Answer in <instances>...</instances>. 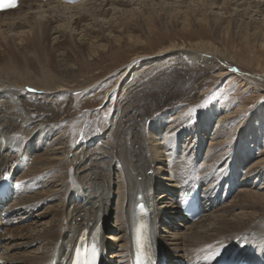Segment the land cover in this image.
I'll use <instances>...</instances> for the list:
<instances>
[{
	"label": "bare ground",
	"instance_id": "1",
	"mask_svg": "<svg viewBox=\"0 0 264 264\" xmlns=\"http://www.w3.org/2000/svg\"><path fill=\"white\" fill-rule=\"evenodd\" d=\"M90 1L88 0L70 6L61 4V2L48 1L42 3L38 0H22L16 9L0 12V16H3L23 9L22 12L24 15L9 23L8 29L11 31L17 30L18 33H20L19 30H22L21 33L25 34L27 33L25 32V28L28 27L31 31V35L25 34L26 36L22 35L20 37L22 45H17V56L13 55L9 49L6 50L5 47V49L3 48V51L0 53V61L3 60L5 63L4 66L0 65V75L10 74L9 72L13 71L20 77L22 76V72L27 74L29 70H33L35 73H42L41 82L44 84L41 88L42 90H56L59 87L61 90L64 86L69 85L60 83V81L65 77H74L78 64L76 57L80 56V52L88 56H95L98 51L106 49L110 45H118L124 39L129 42H138L141 40L140 33L144 32V30L148 32L156 26L154 14L150 11L148 16L140 20L138 26L137 20H130L131 18L127 16L126 20L121 21V32L113 37H111L112 35L105 36L100 31L89 30L88 27H83L85 29V35L90 39L80 43V52L77 53L71 47L70 40L64 33L61 36H56L58 29L51 27V24L55 21L58 22L59 19L54 18V14L52 16L53 12L43 7L48 8L51 4H56L57 11L60 10V6L72 10L86 5H92L94 1ZM164 1L170 0H101L98 6L93 4V9L89 10V8L88 11H90L89 15L98 17L110 12L105 8L108 4L112 6L114 12L117 8H120L124 12L126 7H130L133 4H160ZM171 1L186 3L188 0ZM190 1L199 6L197 13L192 14V12L186 11L181 15H170L171 23L180 25L182 29L186 28L188 30L193 26L202 27L204 25L209 32L217 36H223L224 39L237 34L239 38L247 42L252 48L254 46L264 48V0ZM51 10L55 11L56 9L52 7ZM252 11H257L256 14L260 13L262 20L258 21L254 17L256 14H251ZM44 12H49L51 18L44 16ZM62 14L64 15V13ZM39 15L44 20L39 18ZM89 15L79 12L76 17L73 16L74 20H72L73 25L76 26L75 28L80 29L83 21L87 22L89 19ZM59 27H61L60 24ZM111 31H115V29ZM52 33L55 34L54 37H51ZM5 42L9 45L7 39H5ZM212 50L202 52L191 42L188 45L184 42L179 43L173 41L166 48L160 50V52H177L178 58L187 60V62L189 60L194 62L203 58L204 61L210 64L208 66L210 68H215L219 63L224 65L223 60L225 58H222L221 54L219 55ZM18 54L20 55L19 59L21 62L18 61ZM19 65L24 66L23 69L21 67L18 69ZM132 65L130 64L129 67ZM224 73H226V70H223L220 75ZM18 76H16V81L20 83ZM262 78L264 79V75ZM247 80L249 81L251 79L247 78ZM43 92L46 97L50 95L48 91ZM21 94V92H18L9 84L0 81V96L8 99L13 98L17 101L16 104H12L7 100V103L4 102L5 104L0 105V174L11 173L19 162L23 164L27 160H30L28 162V165H30L26 173L20 174L18 179L25 184L27 193L30 192V187H45V192L41 194L46 193V195H21L10 204V208L16 212L18 220H22L26 219L30 214L35 216L36 208L51 202L54 205L49 208V213L53 214V219L44 225L42 223L41 229L39 228L37 230V227H33L34 229L31 233H23V230H18V228H5V234L1 235V264H66L71 253L81 240L88 243L97 242L101 244L103 250L110 253V260H107L108 264H127V260L132 252V240L136 234L138 221L136 205L139 201L147 202V205H150L149 207L154 210L155 215L152 221V233L157 238L158 244L165 248L166 255L171 262L183 258V250L186 251V256H190L193 261L194 259H202L204 261L206 256L207 260H215L220 251L233 247L238 241L243 240L250 244V249L246 247L245 252L247 255L250 254L252 256L254 264H264V192L248 191L245 195H236L238 200L231 207L226 206L214 211H212L211 205L216 206L217 201L214 202L216 199L213 202L211 200L206 201V209H211L198 221L184 225L177 222L178 219L183 222L184 218L180 210L174 207L175 204L172 199V192H175L177 185L175 182L177 181L176 177L182 174L180 178V182H182L184 175H187L189 169L193 166L192 164L188 166L183 164V168H178L177 166L179 165H176L169 170L167 160L162 158L168 149L176 145L175 139L181 133H184V131L188 132L187 135L193 133L192 128L181 126L180 120L177 119L181 111L177 107H172L167 110L164 106L162 107L160 104H156L157 101L153 99L154 97H144L134 100L132 99L133 94L126 95L127 100L125 105L123 104L124 106L122 107L121 115L117 123L113 142V160L115 157L121 160L122 167L120 169V165L114 164L112 161L108 167L109 170L113 168L119 171L118 176H123L122 188L124 190L123 192L119 191L120 194L118 197L120 198V203L118 204V206L120 205L119 216L117 214L118 227L111 229L114 231V236H107L108 234L106 235V233L110 228L108 219L110 215L112 216L110 204L112 198L117 195L112 190V182L114 181H110L111 179L104 180L102 175L97 172L94 178L90 179V183H78L81 187L80 190L76 186L77 181L75 178L80 179V173L77 170L75 171L76 177L69 181L65 175L67 171L64 172L66 158L65 156L63 157L68 145V142H64L67 131H57L60 136L56 138L57 140L53 144L48 145V143H44V139H42L44 137L42 135L39 137L41 138L40 141H34V138L38 137L35 132V127L37 126L35 123L40 121L43 115L48 116L47 119L49 121L54 120L57 122L60 120L59 117L56 120L53 118L56 117L55 111L59 110L60 106L64 103L62 101L58 103L54 102V104L47 102L49 103L47 106L38 105V108H36L37 113L26 112V106H31V104L27 103L28 101L26 99L21 98ZM160 103L162 104V101ZM21 106L24 110H21ZM46 107L48 110L50 109L49 112H47L48 110L45 111ZM157 108L160 111L162 110L157 115V121H166L169 119V122L172 123L171 128L177 129L171 135V137L175 136L173 141H164L161 145L150 146L146 144L144 126L149 119L148 117H151ZM69 110L67 112L71 111ZM171 114L175 116L172 118ZM65 115H62L61 119L65 118ZM236 116L238 115L230 114L226 110L221 112L217 118L228 124L232 123V119ZM49 121L41 123V130L44 127L51 128L50 126L52 124L49 125L51 123ZM58 122L62 123V120ZM203 125H205V128H209L208 123ZM156 128L152 124L150 129L154 130ZM157 130L160 131L161 127H158ZM177 132H179L178 135H176ZM194 133L195 139L197 141L200 139L199 142L202 143L204 141L202 139L204 137L202 131L199 132V130L194 129ZM252 135V139L245 140L241 145L236 143L228 152L223 151L225 150L223 148V142L226 136H217L214 134L211 137V145L215 144L211 147V150L222 152L221 155H225L230 163L228 162L229 165L225 169L223 183L219 184L217 177H215L211 180V184L207 185V187H210H205L209 196L215 192L220 197L225 196L238 181L240 174L237 168H241L242 165L237 163L233 155L236 151L242 152L244 153L243 156L248 159L249 155H246V153H250L252 149L256 151L258 146L261 147L262 142H259V144L256 143L263 136L260 133L258 135L252 133ZM54 146L56 147L54 148ZM261 148L263 149L262 153L255 161L253 160L251 166L243 173L246 179H253L254 181L264 180V146ZM51 149L53 152L48 155ZM190 149L192 150V148ZM200 149L201 147L196 146V150H193L192 156L194 157L198 154ZM151 153H159V156H150ZM34 154L35 156L33 157ZM75 162H73V165L77 169L78 164ZM34 164L35 167H32ZM216 167H218V164L215 162L204 167L206 173H209L206 175L210 177L212 170ZM51 168H53L54 172H51ZM149 171L152 173L149 174ZM52 175L57 179L54 182H47L46 179ZM82 191L88 192V195L93 197L94 200H91L89 203L91 204L90 207H86L88 202L86 204L78 202L80 192ZM69 197L73 198L68 200ZM67 200L71 201L72 205ZM96 201L100 202V207H96ZM234 206H238L241 210L228 212ZM178 223H180L179 227L182 226L184 228V231L181 233L177 230ZM174 224H177L175 225L176 228ZM0 225H4L2 219H0ZM3 227L6 226L4 225ZM110 239L117 242L114 244L115 251H112L113 242H110ZM257 242L258 245H256ZM38 243L40 246L36 250L29 251L26 254H24V251L23 253L20 252Z\"/></svg>",
	"mask_w": 264,
	"mask_h": 264
},
{
	"label": "rangeland",
	"instance_id": "2",
	"mask_svg": "<svg viewBox=\"0 0 264 264\" xmlns=\"http://www.w3.org/2000/svg\"><path fill=\"white\" fill-rule=\"evenodd\" d=\"M92 1H94L92 5L80 7L78 8L79 10L66 9L60 6V10L57 11L58 8L56 4H51L48 8L43 7L53 12L52 16L54 14V18L59 19L58 22L54 19L55 22L51 24V27L58 29L56 36H61L62 33H64L69 38L71 47L75 49L77 53L80 52V43L90 39L85 35V29H83V27H88L89 30L100 31L104 33L105 36L112 35L111 37H113L121 32V21L126 20L127 16L131 18L130 20H137L138 26L140 20L148 16L150 11L154 14L156 26L148 32L144 30V32L140 33L141 40L138 42H129L124 39L121 40V43L118 45H110L108 48L98 51L95 56H88L80 52V56L76 57L78 64L74 77H65L63 79L60 77V79H62L60 83L69 85L63 88L61 87V90L60 87L56 89L57 91L52 89L42 90L41 88L44 86L41 82L42 73L38 74L33 72V70H29L27 74L22 72V76L20 77L13 71H10V74L6 73L0 75L2 77H0V81H4L5 84H9L18 92L22 93L20 97L26 99L28 101L27 103L31 104V106H26V112L37 113L38 111L36 108H38V105L47 106L49 104L47 102L54 104V102L58 103L62 101L64 103L60 106L59 110L55 111L56 117L53 118L55 120L56 118H60L58 121L62 120V123L54 120L49 121L47 119L48 116L43 115L41 120L35 123L37 124L35 132L38 137H35L34 141L42 135L44 137L42 138L44 139V143H48V145L53 144L57 140L56 138L60 136L57 131H67L64 142H68V145L67 147L64 145L66 147V152L63 157L65 156L66 158L64 162L66 165L64 172L67 171L65 175L68 180L71 181L70 179L76 177L75 171L77 170L78 173H80V179L75 178L78 189L81 188L78 184L79 182L90 183V179L94 178L97 172L102 175L104 180L111 179L110 181H114L112 182V190L114 194L117 195L112 198L110 204L112 216L110 215L108 219L110 228L106 233V235L108 234L107 236H114V231L111 229H116L118 227L117 217L119 216L120 209V205L118 206L120 198L118 197L120 192L124 190V188H122L123 176H118L119 171L113 168L109 170L108 167L111 161L114 164L120 165V169L122 167L121 160L117 157L113 160V142L121 110L127 100L126 95L129 96L133 94L134 96L132 99L134 100L144 97H154L153 99L157 101L156 104H160L162 107L164 106L167 110L172 107H177L181 111L177 118L180 120L181 126L192 128L193 133L187 135L188 132L184 131V133H181V135L175 139V143L185 146L186 148H184L187 149V152H190L191 156L193 150H196V146L203 147V150L200 149V153L204 167L214 162L220 167H227L229 161L225 155H221L222 152L211 150V147L215 145H211V137H213L214 134L217 136H226L223 142L224 152H228L236 143L241 145L245 140L252 139V133L257 135L260 133L261 136H263V139L260 138L256 144L262 142L261 147L264 146V79L262 78L264 75V48H260L259 46H254V48H252L247 42L239 38L237 34L224 39L223 36H217L209 32L204 25H202V27L193 26L188 30L186 28L182 29L180 25L171 23L170 15H181L186 11H190L192 14L197 13L199 6L190 0L186 3L170 0L161 2L160 4H133L130 7H126L124 12H122L120 8H117L114 12L112 6L108 4L105 8L110 12L104 16H95L96 18L89 15L90 11H88V9L90 8L89 10H92L93 4L98 6L101 0ZM52 7L56 10L52 11ZM249 10H251V8H249ZM22 11L23 9L10 15L0 16V44L2 45H0V53L5 47L6 50L9 49L13 55L17 56V45H22L20 37L25 34L31 35V31L28 27L25 28V32H27L25 34L21 33L22 30H19L20 33H18L17 30L11 31L8 29L9 23L24 15ZM79 12L89 15V19L87 22L83 21L82 28L80 27V29L75 28L76 26L73 25V16L76 17ZM62 13H64L65 16ZM256 13L257 11H252L251 14L255 15ZM43 15L51 18L49 12H44ZM47 17L45 18L48 19ZM254 17L258 21L262 20V15L260 13L256 14ZM39 18L42 19L43 17L39 15ZM60 18L64 19L62 20ZM59 24L61 27H59ZM113 29H115V31H111ZM53 33L51 37L55 36ZM5 39H7L9 45L5 42ZM173 41L179 43L184 42L188 45L191 42L202 52H208L210 49H213V52L219 55L221 54L222 58H225V60H223L224 65L219 63L215 68H210L208 67L210 64L204 61L203 58L194 62L191 60L187 62V60L178 58L177 52H160V50L166 48ZM19 57L20 55L18 54V59ZM18 61L21 62L20 59ZM4 63L3 60L0 61L1 66H4ZM130 64L133 65L129 67ZM20 67L23 69L24 66L19 65L18 69H20ZM223 70H226V73L220 75ZM16 76L20 78L21 84L16 81ZM245 77L251 80L248 81ZM43 91H48L50 95L47 97L44 96L45 93ZM7 100L12 104L17 103L16 99L3 97L2 100L0 99V105L7 103ZM160 101H162V104ZM191 109H195V111L192 112L190 111ZM21 110H24V108L22 107ZM47 110L48 108L46 107L45 111ZM68 110L70 112H67ZM226 110L229 111L230 114L238 115L232 119V123L226 124L217 118L221 112ZM49 111L50 109L47 112ZM161 111L157 108L146 121L144 134L147 145H161L164 141H173L175 138V136L171 137V135H173V132H175L177 128H171L172 123L169 122V119L166 121L162 120L164 122L161 120L157 121V115H159ZM41 112L43 111L41 110ZM62 115H65V118L61 119ZM171 115L172 118L175 116H173V114ZM18 121H20V119H18ZM45 121L51 122L49 124H52L50 126L51 128L44 127L41 130L40 125ZM207 123L208 129L203 125ZM152 124L157 128L161 127V130H157L158 132L156 131L157 128L151 130ZM194 129L199 130V132L202 131V135L204 136L202 138L204 140L202 143L199 142L200 139L198 141L195 139ZM178 134L179 132L176 133V135ZM55 147L56 146H54V148ZM261 147L258 146L256 151L252 149L250 153H246V155H249L248 159L243 156L244 153L235 152L233 158H235L238 164L242 165L241 168H237L240 174L236 182L238 185L234 187L235 189L232 192V196L225 199L224 203L216 205V208L213 207L212 211L219 210L226 206L231 207L235 201L237 202V196L239 194L245 195L248 191L264 192V180L254 181L253 179H246V177L243 176V173L251 166L253 160L255 161L262 153L263 149ZM190 148H192V150ZM184 151L186 152V150ZM52 152L51 149L48 155ZM170 152L171 149L167 150L165 156H162V158L167 160V154ZM34 156L35 154L33 157ZM150 156H159V153H151ZM74 161L78 164L77 169H75V165H73ZM33 166L35 167V164L32 165V167ZM51 172H54L53 168H51ZM148 173L151 174L152 172L149 171ZM56 179L57 178L52 175L48 177L46 181L54 182ZM44 188L45 187H36L33 191L35 194H28V196L37 194L38 196L46 195V193L41 194L45 192ZM88 196V192H80L78 202L82 204L88 202L86 207H90L91 204L89 203L94 199ZM72 198L73 197H69L68 200ZM222 200L223 198L219 200L218 203L222 202ZM68 202L72 205L71 201ZM95 204L96 207H100V202L96 201ZM53 205L54 203L49 202L36 208L35 216L30 214L26 219H22V222L12 225L11 228H18V230L22 229L23 233H31L35 227H37V230L39 228L41 229L42 225L46 224V222L49 223L53 219V214L49 213V208ZM174 207L176 208L177 206ZM239 210L241 209L238 206H234L229 209L228 212ZM177 222L183 225L186 224L184 223L185 220L182 222L178 219ZM180 223H178V227ZM175 225L177 224H174V226ZM29 227L30 229H28ZM178 227L177 230L180 233L184 231L182 226ZM110 242H113L112 251H115L116 248L114 244L117 242L113 239H110ZM256 245H258V242ZM39 246V243L36 245L33 244L27 249L25 248L26 250L20 252L23 253L24 251V254H26L29 253V251L32 252L36 250ZM184 252L183 250V253ZM108 258L110 260L109 255Z\"/></svg>",
	"mask_w": 264,
	"mask_h": 264
},
{
	"label": "snow or ice",
	"instance_id": "3",
	"mask_svg": "<svg viewBox=\"0 0 264 264\" xmlns=\"http://www.w3.org/2000/svg\"><path fill=\"white\" fill-rule=\"evenodd\" d=\"M14 6H15L14 3L9 4V3H5L4 0H0V9L7 8V7H14ZM190 111L194 112L195 109H191ZM92 251L93 252L96 251L95 245H93Z\"/></svg>",
	"mask_w": 264,
	"mask_h": 264
}]
</instances>
